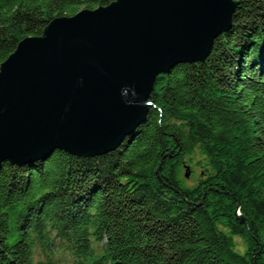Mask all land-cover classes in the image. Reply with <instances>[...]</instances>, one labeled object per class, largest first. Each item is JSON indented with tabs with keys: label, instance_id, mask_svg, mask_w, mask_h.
<instances>
[{
	"label": "trees",
	"instance_id": "obj_1",
	"mask_svg": "<svg viewBox=\"0 0 264 264\" xmlns=\"http://www.w3.org/2000/svg\"><path fill=\"white\" fill-rule=\"evenodd\" d=\"M113 1L0 0V66ZM149 101L110 152L3 162L0 264H264V0H239L206 60L160 74Z\"/></svg>",
	"mask_w": 264,
	"mask_h": 264
},
{
	"label": "water",
	"instance_id": "obj_2",
	"mask_svg": "<svg viewBox=\"0 0 264 264\" xmlns=\"http://www.w3.org/2000/svg\"><path fill=\"white\" fill-rule=\"evenodd\" d=\"M238 4L114 0L22 39L0 66V168L57 149L95 156L118 148L146 121L157 77L206 60Z\"/></svg>",
	"mask_w": 264,
	"mask_h": 264
},
{
	"label": "rangeland",
	"instance_id": "obj_3",
	"mask_svg": "<svg viewBox=\"0 0 264 264\" xmlns=\"http://www.w3.org/2000/svg\"><path fill=\"white\" fill-rule=\"evenodd\" d=\"M197 177H199V172L195 173V175H192V173H191V175L189 177H187L188 178V182L189 183H195V180L197 179ZM239 207H240V205L238 206V208ZM237 212H238L239 216L242 215L240 209H238ZM236 240H237L238 247H242L245 244L244 240L242 238H240V237H237Z\"/></svg>",
	"mask_w": 264,
	"mask_h": 264
}]
</instances>
